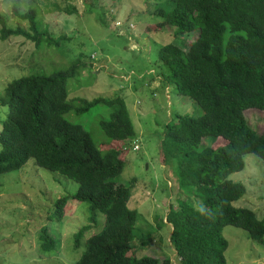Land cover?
Listing matches in <instances>:
<instances>
[{"label":"trees","instance_id":"obj_1","mask_svg":"<svg viewBox=\"0 0 264 264\" xmlns=\"http://www.w3.org/2000/svg\"><path fill=\"white\" fill-rule=\"evenodd\" d=\"M154 1L152 12L159 19L147 27L158 33L166 28L173 34L196 31L187 47L172 40L161 44L157 58L163 81L173 84L175 96H186L201 109L197 116L175 111L164 124L160 159L167 163L171 158L173 187L185 195L166 214L169 243L178 264H227L225 225L241 227L254 241H264V217L233 204L246 187L229 178L244 168L246 153L264 160V130L258 131L244 113L249 108L264 110V0H164L159 6ZM13 7L29 19L30 30L7 27L0 14V37L19 34L37 47L42 42L60 45L62 36L39 27L34 7L22 13ZM86 7L87 12L99 8ZM84 66L77 57L51 72L34 68L4 86L0 104L7 105V112L0 124V174L33 158L38 166L78 183L73 193L60 195L47 208L48 218L60 220L65 203L74 198L88 203L93 225L103 219L102 227L85 237L74 264H175L171 256L144 253L133 243V182L120 180V175L127 142L136 132L123 96L68 97L70 80L82 79ZM97 109L106 113L97 119L106 136L99 143L82 124L85 119L78 120ZM204 138L210 143L201 146ZM196 203L211 209L214 217L201 216L193 207ZM91 223L75 232V247ZM39 239L42 250L56 246L47 225L41 226Z\"/></svg>","mask_w":264,"mask_h":264},{"label":"rangeland","instance_id":"obj_2","mask_svg":"<svg viewBox=\"0 0 264 264\" xmlns=\"http://www.w3.org/2000/svg\"><path fill=\"white\" fill-rule=\"evenodd\" d=\"M153 1L0 0V14L7 27L30 30L29 19L20 17L13 6L21 13L34 7L39 27L54 37L62 36L59 46L42 42L38 47L23 35L0 37V92L8 81L34 68L51 72L78 57L85 61L82 79L70 80L68 97L123 96L136 132V137L127 142L125 167L120 175V180L133 182L129 200V206L137 209L133 243L142 246L140 251L144 253L160 258L166 254L178 264L168 239L171 226L165 221L169 208L185 195L173 187L176 174L171 158L161 162L160 141L164 138V124L175 111L197 116L201 109L192 99L175 96L173 84L163 81L157 54L159 46L171 40L187 47L196 31L173 34L166 28L158 33L147 27L159 19L152 12ZM163 2L156 0L154 4ZM87 4L99 8L87 12ZM6 112L7 105L0 104V124ZM244 113L258 131L264 130V110L249 108ZM105 115V109H97L78 117L85 119L82 124L96 143L106 137L97 122ZM201 142L204 146L210 139ZM134 143L139 144L138 149L133 148ZM244 161L243 169L229 174V178L246 187L233 204L251 208L258 218H263L264 160L246 153ZM77 187L73 179L38 166L33 158L19 169L1 173L0 264H74L84 249L85 237L102 227L103 219L93 225L88 203L74 198L65 203L64 218L60 220L48 218L47 208L57 197L73 193ZM89 223L91 228L84 231L79 247H75V232ZM42 225H47L54 236V249H41ZM222 233L228 240L227 264H264V241H254L245 229L232 225H225Z\"/></svg>","mask_w":264,"mask_h":264},{"label":"clouds","instance_id":"obj_3","mask_svg":"<svg viewBox=\"0 0 264 264\" xmlns=\"http://www.w3.org/2000/svg\"><path fill=\"white\" fill-rule=\"evenodd\" d=\"M193 207L201 216H204L206 219H212L215 215V213L211 209H209L202 203H196L193 205Z\"/></svg>","mask_w":264,"mask_h":264},{"label":"built area","instance_id":"obj_4","mask_svg":"<svg viewBox=\"0 0 264 264\" xmlns=\"http://www.w3.org/2000/svg\"><path fill=\"white\" fill-rule=\"evenodd\" d=\"M137 146H138L137 144L134 145V147H137Z\"/></svg>","mask_w":264,"mask_h":264},{"label":"crops","instance_id":"obj_5","mask_svg":"<svg viewBox=\"0 0 264 264\" xmlns=\"http://www.w3.org/2000/svg\"><path fill=\"white\" fill-rule=\"evenodd\" d=\"M133 103H134V101L132 102V106H134V104H133Z\"/></svg>","mask_w":264,"mask_h":264}]
</instances>
